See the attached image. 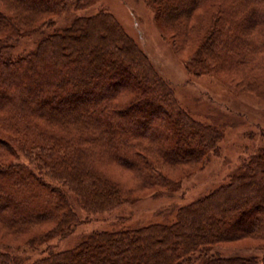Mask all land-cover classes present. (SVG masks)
Instances as JSON below:
<instances>
[{
  "label": "trees",
  "instance_id": "trees-1",
  "mask_svg": "<svg viewBox=\"0 0 264 264\" xmlns=\"http://www.w3.org/2000/svg\"><path fill=\"white\" fill-rule=\"evenodd\" d=\"M97 1L0 0V224L19 233L38 230L27 242L33 248L81 222L63 186L88 213L132 198L103 161L128 168L139 188L162 194L181 181L166 169L203 166L223 137L181 106L111 12L78 15L48 31L69 7ZM156 4L161 26L182 44L194 43L186 61L191 73L232 74L264 99V0ZM38 32L44 36L33 51L15 54L13 42ZM19 153L35 168L18 161ZM246 236L264 248V147L229 183L180 206L173 221L97 230L31 264H264L213 252ZM0 264L24 261L0 251Z\"/></svg>",
  "mask_w": 264,
  "mask_h": 264
},
{
  "label": "rangeland",
  "instance_id": "rangeland-1",
  "mask_svg": "<svg viewBox=\"0 0 264 264\" xmlns=\"http://www.w3.org/2000/svg\"><path fill=\"white\" fill-rule=\"evenodd\" d=\"M101 9L111 12L147 53L181 106L196 120L220 129L223 137L218 151L211 154L203 166H183L175 171L166 169L171 178L181 179L180 187L172 192L156 194L153 188H139V179L132 171L117 162L103 161L105 166H101L111 178L134 192L132 198L113 210L88 213L81 207L77 196L63 186L81 222L67 236L57 237L40 247L27 244L38 230L19 233L4 230L0 224V251L19 257L24 264L33 263L51 250L74 248L97 230L171 222L180 206L229 183L231 175L264 147V99L243 87V83L232 74L191 73L186 61L194 55L195 45L191 48L194 44L191 40L188 45L182 44L177 33L161 26L156 0H98L84 8L72 6L56 18L55 27L50 26L48 31L68 25L78 15L95 14ZM43 36L44 33L38 32L13 42L15 54L33 51ZM56 102L51 101V104ZM17 160L34 167L24 154L19 153ZM47 227L48 224L41 230ZM260 245L259 240L246 236L220 244L213 252L221 256L244 255L261 259L264 258V248Z\"/></svg>",
  "mask_w": 264,
  "mask_h": 264
}]
</instances>
